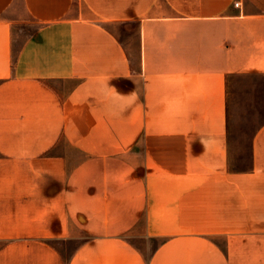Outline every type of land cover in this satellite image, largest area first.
<instances>
[{
	"label": "crops",
	"instance_id": "0c3cea01",
	"mask_svg": "<svg viewBox=\"0 0 264 264\" xmlns=\"http://www.w3.org/2000/svg\"><path fill=\"white\" fill-rule=\"evenodd\" d=\"M254 75L264 0H0V264H264Z\"/></svg>",
	"mask_w": 264,
	"mask_h": 264
},
{
	"label": "rangeland",
	"instance_id": "374dc122",
	"mask_svg": "<svg viewBox=\"0 0 264 264\" xmlns=\"http://www.w3.org/2000/svg\"><path fill=\"white\" fill-rule=\"evenodd\" d=\"M29 29L28 26H23ZM19 30V28H17ZM24 35V34H22ZM16 88H9L14 91ZM231 96L232 130L235 137L250 138L254 132L264 124V76H238L234 78ZM72 115V114H71ZM4 112L0 108V138L18 136L23 128L30 123L28 115ZM70 169L80 168L83 163L79 160L85 156L78 149L68 146ZM247 163V162H246ZM245 165V162L242 163ZM77 179H71L76 181ZM158 241L151 242L154 249Z\"/></svg>",
	"mask_w": 264,
	"mask_h": 264
},
{
	"label": "built area",
	"instance_id": "2783aa9c",
	"mask_svg": "<svg viewBox=\"0 0 264 264\" xmlns=\"http://www.w3.org/2000/svg\"><path fill=\"white\" fill-rule=\"evenodd\" d=\"M236 5L239 6V3H237Z\"/></svg>",
	"mask_w": 264,
	"mask_h": 264
}]
</instances>
